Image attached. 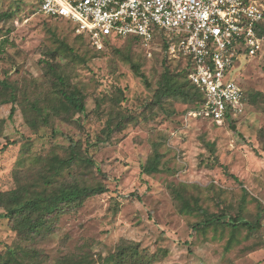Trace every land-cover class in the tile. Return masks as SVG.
Segmentation results:
<instances>
[{
    "label": "rangeland",
    "instance_id": "rangeland-1",
    "mask_svg": "<svg viewBox=\"0 0 264 264\" xmlns=\"http://www.w3.org/2000/svg\"><path fill=\"white\" fill-rule=\"evenodd\" d=\"M0 14V193L106 188L44 215L39 232L20 235V215L1 218L0 264H14L9 253L25 264H117L111 256L131 242L152 264H264V40L225 78L245 87L246 112L218 124L190 118L194 104L156 97L164 73L184 81L161 40L150 49L118 40L98 52L35 0H0ZM56 73L84 112L63 106ZM74 151L71 165L59 164ZM155 151L160 171L145 174ZM219 215L262 227H193Z\"/></svg>",
    "mask_w": 264,
    "mask_h": 264
},
{
    "label": "built area",
    "instance_id": "built-area-1",
    "mask_svg": "<svg viewBox=\"0 0 264 264\" xmlns=\"http://www.w3.org/2000/svg\"><path fill=\"white\" fill-rule=\"evenodd\" d=\"M39 13L75 24L95 51L118 40L137 39L149 49L156 40L182 61L201 94L190 118L218 124L241 117L246 89L225 81L241 55L262 49L264 0H35ZM178 38L173 43L171 40Z\"/></svg>",
    "mask_w": 264,
    "mask_h": 264
},
{
    "label": "trees",
    "instance_id": "trees-1",
    "mask_svg": "<svg viewBox=\"0 0 264 264\" xmlns=\"http://www.w3.org/2000/svg\"><path fill=\"white\" fill-rule=\"evenodd\" d=\"M7 14H0V22L6 17ZM260 34L264 35V25ZM83 37V36H82ZM85 39V38H84ZM137 41V39H132ZM138 42V41H137ZM163 47L168 49V45L164 43ZM182 66L183 63L180 60ZM135 72L143 76L140 73L138 68H135ZM181 75L184 81H179L177 76L169 74L168 72L163 74L162 80L160 81V85L158 90L156 91V97L158 99H162L164 97H174L183 100L184 102H188L194 104L195 108L198 106V102L201 100V94L199 90L190 83L188 79V72L183 67L181 70ZM57 80L60 85L58 87V93L64 99L63 106L67 108H71L74 111L84 112L85 105L82 99L75 94L69 93L65 88V79L63 76L57 74ZM15 108H11V112L9 114V118L13 117ZM10 144H13L10 143ZM71 146H74L73 144ZM213 147V146H211ZM6 145L0 146V151L4 150ZM74 154L70 156L69 159L58 160L59 164L62 166H69L71 163L77 159L78 154L74 151ZM86 162H91L90 160H86ZM162 161V154L160 152L155 151L154 157L149 159L147 163L143 166V173L151 175L160 171V163ZM225 168V167H224ZM54 169H56L54 167ZM234 177V176H233ZM237 179V177H234ZM106 191V188L103 185H69L59 187L58 189H54L53 192L46 193H31V191L27 189H15L10 192H2L0 193V207H4L6 209L5 214H0L1 218H12L15 220V228L19 232L20 235H23L24 232L34 233L42 230L43 222L45 220L44 215L57 213L60 208L64 205H80L82 202L99 193H103ZM180 197L181 195L178 194ZM183 200L182 197H180ZM23 218V221L20 220ZM21 222V224H19ZM222 225L226 227L232 228V230H237L239 227L246 228L250 232H255L261 229L262 224L260 221L252 222L245 220L239 216L237 217H226L224 215H219L214 218H206L197 222L193 227H201L205 225ZM18 225V226H17ZM111 259L114 260L117 264H122L125 262H130L131 264H152V259L148 256L142 254L138 249V244L131 242L130 244L121 245L120 250L111 256ZM9 260H12L14 264H25L22 261L15 258L12 253H9ZM74 262V261H73ZM8 262H5L7 264Z\"/></svg>",
    "mask_w": 264,
    "mask_h": 264
}]
</instances>
